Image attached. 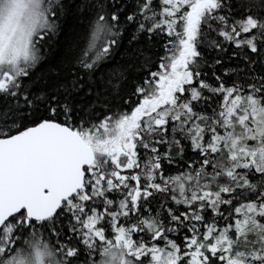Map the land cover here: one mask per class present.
I'll use <instances>...</instances> for the list:
<instances>
[{
  "label": "snow or ice",
  "instance_id": "1",
  "mask_svg": "<svg viewBox=\"0 0 264 264\" xmlns=\"http://www.w3.org/2000/svg\"><path fill=\"white\" fill-rule=\"evenodd\" d=\"M0 264H264V0H0Z\"/></svg>",
  "mask_w": 264,
  "mask_h": 264
}]
</instances>
